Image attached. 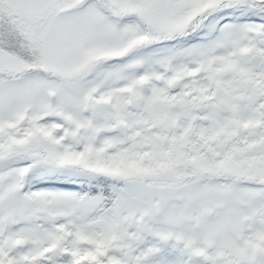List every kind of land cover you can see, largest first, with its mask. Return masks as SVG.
I'll list each match as a JSON object with an SVG mask.
<instances>
[{
	"label": "snow or ice",
	"instance_id": "1",
	"mask_svg": "<svg viewBox=\"0 0 264 264\" xmlns=\"http://www.w3.org/2000/svg\"><path fill=\"white\" fill-rule=\"evenodd\" d=\"M0 264H264V0H0Z\"/></svg>",
	"mask_w": 264,
	"mask_h": 264
}]
</instances>
